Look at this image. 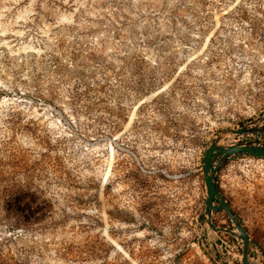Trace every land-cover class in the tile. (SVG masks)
Masks as SVG:
<instances>
[{
    "label": "rangeland",
    "instance_id": "1",
    "mask_svg": "<svg viewBox=\"0 0 264 264\" xmlns=\"http://www.w3.org/2000/svg\"><path fill=\"white\" fill-rule=\"evenodd\" d=\"M263 111L264 0H0V264H233L202 155ZM217 177L264 262V157Z\"/></svg>",
    "mask_w": 264,
    "mask_h": 264
},
{
    "label": "water",
    "instance_id": "2",
    "mask_svg": "<svg viewBox=\"0 0 264 264\" xmlns=\"http://www.w3.org/2000/svg\"><path fill=\"white\" fill-rule=\"evenodd\" d=\"M264 128V111L259 118L250 120L247 124L239 127L228 128L220 131L206 146L201 163V172L205 186L203 220L213 233L225 232L235 236L241 241L240 254L238 258L227 257L233 264H264V262H253L249 255L250 237L240 221L237 214L232 210L230 203L221 192L218 184V170L233 155L248 154L256 157H264V136L258 140H233L239 134L253 132ZM228 136V139H225ZM232 139V140H230ZM216 211H223L231 221L233 227H224L215 222ZM212 248L217 251L216 241L211 239ZM214 259L220 261L216 254ZM223 264H226L223 262Z\"/></svg>",
    "mask_w": 264,
    "mask_h": 264
},
{
    "label": "built area",
    "instance_id": "3",
    "mask_svg": "<svg viewBox=\"0 0 264 264\" xmlns=\"http://www.w3.org/2000/svg\"><path fill=\"white\" fill-rule=\"evenodd\" d=\"M252 135H253V132H247V133L239 134V135H237L238 137L236 138V140H258V139L263 137V136H257V137L253 136L252 138H254V139H251L249 136H252ZM237 244L239 247H241V241L240 240L237 241Z\"/></svg>",
    "mask_w": 264,
    "mask_h": 264
},
{
    "label": "trees",
    "instance_id": "4",
    "mask_svg": "<svg viewBox=\"0 0 264 264\" xmlns=\"http://www.w3.org/2000/svg\"><path fill=\"white\" fill-rule=\"evenodd\" d=\"M236 155H242V154H236ZM246 155H248V154H246Z\"/></svg>",
    "mask_w": 264,
    "mask_h": 264
},
{
    "label": "crops",
    "instance_id": "5",
    "mask_svg": "<svg viewBox=\"0 0 264 264\" xmlns=\"http://www.w3.org/2000/svg\"><path fill=\"white\" fill-rule=\"evenodd\" d=\"M262 129H264V128H262Z\"/></svg>",
    "mask_w": 264,
    "mask_h": 264
}]
</instances>
